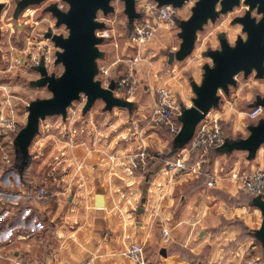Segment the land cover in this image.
<instances>
[{
  "label": "crops",
  "instance_id": "1",
  "mask_svg": "<svg viewBox=\"0 0 264 264\" xmlns=\"http://www.w3.org/2000/svg\"><path fill=\"white\" fill-rule=\"evenodd\" d=\"M148 76L149 87L140 86L135 96L127 97L139 104L133 124L117 128L115 119L106 128L110 136L100 138L99 127L88 120L81 133L57 142L54 160L40 176L47 189L44 198L32 196L25 183L22 188L9 186L16 167L1 166L0 264H134L124 255L132 243L143 244L147 258L160 264H244L262 254L253 237L262 223L261 212L236 182L219 175L249 173L261 166V157L249 161L243 151L227 156L201 150L189 169L176 176L163 165L154 164L146 172L128 164L125 156L131 152L170 148L168 130L151 119L156 88H179L182 101L191 105V85L178 73L172 86ZM116 113L118 122L124 121L127 114ZM238 152L246 155L236 161ZM201 156L206 162L199 167ZM210 179L216 182L213 187L208 186ZM99 195L104 207L97 206ZM164 229L170 232L168 243Z\"/></svg>",
  "mask_w": 264,
  "mask_h": 264
},
{
  "label": "water",
  "instance_id": "2",
  "mask_svg": "<svg viewBox=\"0 0 264 264\" xmlns=\"http://www.w3.org/2000/svg\"><path fill=\"white\" fill-rule=\"evenodd\" d=\"M45 0H17L14 18L18 19L30 6L40 5ZM67 9H62L57 3L46 8L56 19V26H65L67 35L58 34L49 29L45 38L51 40L57 51L55 65H62L60 75L49 72L44 61L35 70L39 78L31 81L34 87H46L50 97L38 98L27 106V120L14 138L15 167L24 183L27 182V172L33 159L31 145L40 131L41 123L48 117L60 116L63 121L68 119L70 108L76 101L85 99L82 114L86 115L97 101H103L104 111L111 112L115 108L127 109L133 113L137 103L126 97H120L118 81L110 79L108 84L98 78L100 74L99 60L105 57L100 46L105 37L99 32L106 30L107 24L98 19L102 12L108 15L115 11L114 0H63ZM125 4L124 13L128 17L130 28H134L136 21L142 18L137 11L136 0H122ZM159 6L173 5L184 8L191 0H153ZM244 4L247 9L243 16H237L232 24L242 26L245 36L239 35L234 43L229 41L227 34L218 35L219 48L208 49L203 56L209 58V63L203 65L200 82L191 80V106L182 107L178 120L181 128L174 137L171 152L178 153L192 140L198 125L211 113L218 109L221 103V93L230 95L231 87L238 85V75L248 78L254 74L256 79L264 78V0H196L191 7V14L187 19L178 20L179 48L168 53V63L183 62L195 50L199 33L210 22L228 14L236 7ZM4 3L0 2V24ZM256 12L258 16H254ZM2 32L0 28V42ZM261 106L264 108V95H257L250 104L251 109ZM246 137H226L225 141L215 150L219 154L230 156L235 151L247 153V160L257 158L259 150L264 146V116L248 125ZM98 207L105 206L104 196L96 197ZM252 205L262 215L259 229L253 231V237L262 247L264 264V199L261 196L252 198Z\"/></svg>",
  "mask_w": 264,
  "mask_h": 264
},
{
  "label": "rangeland",
  "instance_id": "3",
  "mask_svg": "<svg viewBox=\"0 0 264 264\" xmlns=\"http://www.w3.org/2000/svg\"><path fill=\"white\" fill-rule=\"evenodd\" d=\"M195 1L196 0H191L187 3V5L181 9L178 18L174 19L169 25H163L152 40L139 44L132 40L134 28H130L128 17L124 13V2L122 0H114L112 3L115 8L114 12L108 15H104L100 12L98 15V19L107 24L106 30L99 32V35L104 36L107 34V38L105 37L104 43L100 46L101 50L105 52V57L99 60L100 74L98 78L101 79L105 85L109 83L110 79L121 81L125 78H130L135 82V93L138 92L140 86L144 88L149 87L146 85L149 84L148 75H152L155 81L160 82L163 80L164 83H167V86L171 85L170 81L175 73H178L180 77H182L186 85H190L192 79L200 82L203 74V65L211 61L209 58L204 57L203 53L208 49L219 48L220 43L218 35L225 32L231 43H234L239 35L245 36L242 32V26L239 24H232V21L235 17L243 15L246 7L242 4V6L236 7L234 11L220 16L215 23L210 22L206 25L204 30L199 33L196 47L192 55L183 62H174L170 65L168 63V53L176 51L179 48L180 42V39L177 37V33L179 32L177 22L178 20L187 19L190 16L191 7L194 5ZM0 2L5 5L2 11L0 24L2 32L0 42V107L5 104V99H9V104L12 105L22 127L27 120V106L29 103L38 98H47L51 96V93L46 87H34L30 84L31 81L39 78V73L34 67L30 66V62H25L30 61V58L27 57L26 54L27 52H31V54L35 56L41 55L44 44H47L54 56L53 63L48 69L49 72L56 73L57 75L63 72L62 65H55V53L57 48L51 40L45 38V33L49 29H53L55 33L64 35H67L68 32L65 26L57 27L56 19L50 12H46L45 10L52 3H57L59 7L61 8L62 6L63 9H67V4L63 0H45L40 5L30 6L19 15L18 19H15L14 12L17 0H0ZM151 2L154 1L136 0L137 11L142 13L146 4ZM253 15L259 17L256 12H254ZM20 57H23V63L21 64L17 63V59ZM105 68L109 69L108 74L104 73ZM195 74L198 75V80ZM237 79L238 85L236 87H231L230 95L228 96L221 93L222 99L219 108L211 111L212 115L220 117L225 137L231 138L246 137L248 135L249 132L247 127L249 124L253 123V120L248 116L251 110L250 104L255 99L253 91L260 95H264V78L256 79L254 74L245 78L243 74H240ZM145 90L147 91V89ZM173 93L178 100L177 118L181 108L187 107V105L180 97L181 92L179 88L175 87ZM117 95L120 97H129L126 93L120 91L117 92ZM132 101L136 102L135 100ZM136 103L135 113L129 112L128 114V111H126L127 109L124 108H115L111 112L104 111V102L97 101L91 111L83 115L82 110L85 104V99L83 98L80 101H76L72 108H70L66 121H63L60 116L48 117L41 123L40 131L31 145L33 159L27 172V182L29 184L32 183L34 187L35 185H37V187L41 185L42 187L43 183L40 182V176L45 172L46 167H48L47 164L53 162L54 155L57 153V142L70 140L73 138L72 133H81L82 127L88 120H93L99 127L96 134L100 136V138L107 137V135L110 136L106 128L110 124H114L115 119H117L115 122L117 128L125 124H133L135 119L134 114L136 115V110L139 105L138 102ZM122 110L125 112L124 114L127 115H124L122 117L124 121L119 123V117L115 118L118 116L116 112ZM225 113H229V116L223 117ZM151 119H154V115ZM75 121L76 123H74ZM154 124L165 130L167 129V132L170 134V137L166 135L170 139V148L168 151L161 152L147 148L142 149L147 151L151 156H154L155 159L157 156L159 158V156H164L171 152L176 134H172L166 126L158 125L155 122L153 125ZM45 134H48L49 137L47 136V139L43 141V145L41 146L38 142L41 141ZM133 154L135 153H130V155ZM179 154L180 151L175 157H178ZM235 154H237L235 158L236 161L241 159V157H239L241 154L243 157L246 155L243 152ZM130 155L128 154L125 156L127 161V157ZM258 157L262 158L260 167L264 168V146L259 150L257 158ZM154 159H150L145 167L136 169L149 172L154 164L165 166V162L158 160L154 161ZM62 170L61 168L60 172H62ZM231 172L232 171H225L220 173L219 175L223 174L221 180L230 181L229 177ZM10 179L13 185L17 184L16 186L18 187L24 185V179L21 178L17 169H15L14 175ZM211 180L212 179H210V181ZM240 190L243 191L242 189ZM253 259L257 264H263L262 254L254 256Z\"/></svg>",
  "mask_w": 264,
  "mask_h": 264
},
{
  "label": "built area",
  "instance_id": "4",
  "mask_svg": "<svg viewBox=\"0 0 264 264\" xmlns=\"http://www.w3.org/2000/svg\"><path fill=\"white\" fill-rule=\"evenodd\" d=\"M62 8V6H61ZM63 9V8H62ZM181 9L173 5L159 6L156 2L146 4L143 9L142 18L136 21L132 40L135 43L143 44L152 40L155 34L163 25L171 24L176 17L179 16ZM107 38V34L104 35ZM55 48V47H54ZM40 50V49H39ZM27 57L30 61V66L36 67L41 61H44L49 69L54 56L47 44H44L41 55H32L27 52ZM23 57L17 59V63L21 64ZM104 73L108 74L109 69H104ZM126 90L128 96L135 93V82L130 78H125L118 81V91ZM5 104L0 107V169L1 166L6 168L15 167V146L14 138L21 129L20 120L15 114L12 105L9 104V99H5ZM7 104V105H6ZM9 110V111H8ZM178 111V100L175 94L168 87H160L156 90V109L154 114V122L158 125L166 126L173 134L181 128V122L176 118ZM259 112L258 115H254ZM249 118L257 121L264 116V108L261 106L252 108L248 114ZM225 133L223 124L219 116L212 115V112L198 125L196 132L190 143L180 151V154L175 159L165 163L166 171L171 176L179 175L189 169L187 161L190 156L201 150L216 149L225 141ZM203 156V155H202ZM199 157L197 165L200 167L206 162L204 157ZM128 163L133 168H143L150 159H154L147 151L140 150L139 152L127 157ZM230 180L238 184V186L247 194L253 197L261 196L264 199V168H256L249 173H241L232 171ZM1 179V178H0ZM216 182L211 180L208 182L209 187H213ZM9 185V184H7ZM17 185V184H16ZM13 185L14 188H22ZM16 186V187H15ZM3 191L0 190V198L3 197ZM47 195V189L41 187L38 191V197L44 198ZM163 238L166 243L170 241V232L167 229L163 230ZM124 255L134 264H160L150 261L146 256L145 246L141 243H132L124 252ZM23 264H42L39 262L23 263ZM80 264H92V260L84 261ZM227 264V263H221ZM244 264H257L254 259L247 260Z\"/></svg>",
  "mask_w": 264,
  "mask_h": 264
},
{
  "label": "trees",
  "instance_id": "5",
  "mask_svg": "<svg viewBox=\"0 0 264 264\" xmlns=\"http://www.w3.org/2000/svg\"><path fill=\"white\" fill-rule=\"evenodd\" d=\"M126 91L124 90V93H125ZM125 95V94H124ZM126 97V96H125ZM199 152V151H198ZM197 153V152H196ZM196 153H194V154H196ZM194 154H192L191 156H190V158L188 159V161H187V165H188V167H189V165H190V161L194 158ZM175 155H177V153H172V152H169L168 154H166V155H164V156H159V158H158V156L157 157H155V159H154V161H163V162H168V161H171V160H173V159H175L176 157H175ZM15 162H16V160H14V164H15ZM205 169V175L207 176V177H210V168L208 167V165H205V167H204ZM205 176V177H206ZM40 182H44V179H41L40 180ZM31 185H30V187H29V192L31 193V195L32 196H35V195H38L37 193H38V191H39V189L41 188V185L40 186H38L37 187V185H35V187L33 186V184L32 183H30ZM248 196L250 197V199H252L253 198V196L252 195H250V194H248ZM36 197V196H35ZM38 197V196H37ZM35 199V198H34Z\"/></svg>",
  "mask_w": 264,
  "mask_h": 264
},
{
  "label": "flooded vegetation",
  "instance_id": "6",
  "mask_svg": "<svg viewBox=\"0 0 264 264\" xmlns=\"http://www.w3.org/2000/svg\"><path fill=\"white\" fill-rule=\"evenodd\" d=\"M242 4H243V3H242ZM242 4H241V6H242ZM244 6H245V5H244ZM244 6H243V7H244ZM239 7H240V6H239ZM245 7H246V6H245ZM245 7H244V8H245ZM246 8H247V7H246ZM246 8H245L244 14H245V12H246ZM244 14H243V15H244ZM243 15H241V16H243ZM259 17H260V16H259ZM175 19H176V18H175ZM253 94H254V98H255L257 95H260L259 93L254 92V91H253Z\"/></svg>",
  "mask_w": 264,
  "mask_h": 264
},
{
  "label": "clouds",
  "instance_id": "7",
  "mask_svg": "<svg viewBox=\"0 0 264 264\" xmlns=\"http://www.w3.org/2000/svg\"><path fill=\"white\" fill-rule=\"evenodd\" d=\"M209 65L213 66L211 61H209ZM189 106H191V105H189ZM258 114H259V112L255 113L254 115H258Z\"/></svg>",
  "mask_w": 264,
  "mask_h": 264
}]
</instances>
